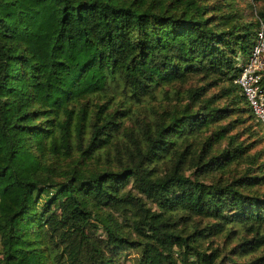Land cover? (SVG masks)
<instances>
[{"label": "trees", "instance_id": "trees-1", "mask_svg": "<svg viewBox=\"0 0 264 264\" xmlns=\"http://www.w3.org/2000/svg\"><path fill=\"white\" fill-rule=\"evenodd\" d=\"M261 22L230 0H0V264H216L221 234L264 264L263 133L234 130L263 128L235 82Z\"/></svg>", "mask_w": 264, "mask_h": 264}, {"label": "rangeland", "instance_id": "rangeland-1", "mask_svg": "<svg viewBox=\"0 0 264 264\" xmlns=\"http://www.w3.org/2000/svg\"><path fill=\"white\" fill-rule=\"evenodd\" d=\"M211 1V0H210ZM237 12L240 15L241 20L246 21L250 19H254L255 15L257 14V9L261 8L264 9V0H230ZM247 105V104H246ZM239 112H235L234 114L231 115V117L238 116ZM245 120H242L239 122L238 120H235L234 122L236 123L237 127L236 130H240L243 132V136H247L248 133H253L251 135V138H255V132L263 133V137L256 143V147L258 148L260 146H264V130L261 128L259 123L255 121L254 118H248L244 117ZM254 148V147H253ZM251 148L250 152H252L254 149ZM101 233L102 231L99 230ZM223 238L224 234H221L217 237H214L212 239V242L210 243V248L207 249L208 251L214 248L215 246L218 247V250L220 252V257L218 258L216 264H234V261L231 260H236L235 262L245 260L246 257L242 256H234V254L230 251L231 247L235 244L237 238H234L227 242L226 244L223 243ZM207 244V243H206ZM205 244V245H206ZM127 253V252H126ZM125 253V254H126ZM138 252L134 250H130V255L126 259H124L125 264H133L134 260L136 257H138ZM126 256V255H124ZM252 256H261L264 257V246L260 248L259 250L253 252Z\"/></svg>", "mask_w": 264, "mask_h": 264}, {"label": "built area", "instance_id": "built-area-1", "mask_svg": "<svg viewBox=\"0 0 264 264\" xmlns=\"http://www.w3.org/2000/svg\"><path fill=\"white\" fill-rule=\"evenodd\" d=\"M240 65L241 70L235 82L239 84L251 111L264 128V85L261 84L264 71V23H260L250 53Z\"/></svg>", "mask_w": 264, "mask_h": 264}]
</instances>
